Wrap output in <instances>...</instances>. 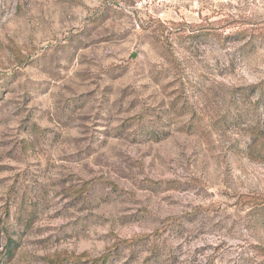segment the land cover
I'll list each match as a JSON object with an SVG mask.
<instances>
[{
    "label": "rangeland",
    "instance_id": "374dc122",
    "mask_svg": "<svg viewBox=\"0 0 264 264\" xmlns=\"http://www.w3.org/2000/svg\"><path fill=\"white\" fill-rule=\"evenodd\" d=\"M259 84L264 0H0V264H264Z\"/></svg>",
    "mask_w": 264,
    "mask_h": 264
},
{
    "label": "trees",
    "instance_id": "16d2710c",
    "mask_svg": "<svg viewBox=\"0 0 264 264\" xmlns=\"http://www.w3.org/2000/svg\"><path fill=\"white\" fill-rule=\"evenodd\" d=\"M252 88H255L252 90V94H257V99L262 101L264 100V88H263V85L262 84H259L258 86L256 87H252ZM10 253H13V248H10L8 250ZM112 254H110L109 252H105L103 253L100 257H98L97 259L98 260H101L103 264H105L111 257ZM55 263V261L53 262Z\"/></svg>",
    "mask_w": 264,
    "mask_h": 264
},
{
    "label": "built area",
    "instance_id": "2783aa9c",
    "mask_svg": "<svg viewBox=\"0 0 264 264\" xmlns=\"http://www.w3.org/2000/svg\"><path fill=\"white\" fill-rule=\"evenodd\" d=\"M142 6H143V2L142 1L136 2V7L137 8H141Z\"/></svg>",
    "mask_w": 264,
    "mask_h": 264
}]
</instances>
